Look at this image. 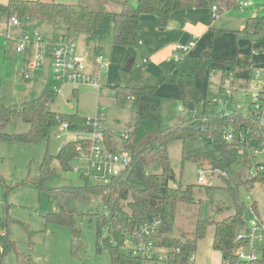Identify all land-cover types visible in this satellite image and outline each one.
<instances>
[{
  "label": "rangeland",
  "instance_id": "1",
  "mask_svg": "<svg viewBox=\"0 0 264 264\" xmlns=\"http://www.w3.org/2000/svg\"><path fill=\"white\" fill-rule=\"evenodd\" d=\"M54 1L86 3L95 10L96 14L104 11L107 2V0ZM246 1L249 6L237 5L218 14L214 19L215 21L219 20L218 22L223 24L225 29L227 28L226 30L229 32L226 31V33H229V36H225L223 39H220V36L217 39H209L207 48L197 53L200 56L207 53L206 58L211 60L210 70L197 72L195 77V86L200 98L198 110H203L205 114L211 115L216 110L223 109L221 103L215 104L211 102V99L214 96L223 97L227 86L231 87L233 84V78L227 74L222 80L220 64L226 61H237L238 64H244L251 57L248 44L245 47H239L237 51L235 41L239 42V39L233 38L232 34L234 30L243 28L248 15L264 13V0ZM7 22V17L0 16V103L4 105L19 104L25 100L34 99L39 96L46 85L56 84L52 78L51 70L45 65H42L40 70L29 68L28 65L34 56L32 45L25 43L20 53L15 50L16 38L21 36L22 30L28 34L36 30L45 41L66 32L61 19L55 25L30 18L20 19V26H14ZM4 36H8V39L3 44ZM74 37L79 41V44L81 43L83 46L87 44V52L91 51L92 46L88 45L90 42L86 43L85 41L84 43L83 36L76 35ZM94 55L91 61L93 66L96 62ZM131 59L128 57L125 61L120 60L117 65L115 64L119 74L118 81H115V76H108V70L103 69L96 79V84L90 82L58 83L60 92L54 94L52 100L48 102L50 110L75 116L77 129L72 132H82L86 118H93L101 113V127L110 133L113 142L112 150L127 159L129 152L124 147V135L128 132L126 125L131 119L133 100L128 99L116 103L111 86L114 84L126 85L123 83V78H127L131 73L127 70ZM133 59L135 63H139L142 60L140 52L136 53ZM172 59L171 62H175L174 57ZM18 70L21 73L28 72L29 77H18ZM112 78H114V83L111 84L110 79ZM154 86H159V84L156 83ZM74 89L76 90L75 94H73ZM157 93L156 96H142L139 99L138 114L145 117L159 115L164 126L176 124L193 116V112L188 111L179 99L178 84H162V90ZM233 100L242 104L247 103V98L240 94H234ZM28 127V123L16 118L2 126L0 132L21 133L25 132ZM56 133H60L61 137L57 138ZM70 138L72 135L59 125L50 132L47 138L35 143L0 139V217H5L6 230L15 245V250L1 254L0 264H21L17 262L16 252L29 257L31 264H111L109 250L102 247L99 251L97 248L98 221L94 216L89 215L91 211H104V205L99 195L90 194L85 199L70 198L69 204L76 211L75 226L79 230V240L74 251H71L69 228L45 218L46 214L52 212L56 205L55 199L50 196L51 189L85 185V178L81 174L88 171L89 165L84 158L76 157L70 163L71 170H63L57 160L53 159L48 168L54 173L49 176H42L41 173L44 157L47 154L55 155ZM182 144L181 140H171L167 145V152L169 165L174 175L170 185L191 186L194 202L177 205L172 231L177 237L187 238L192 236L197 218L219 221L233 214L235 207L233 197L229 189L226 188L225 179L218 174V171L213 172L205 161L183 160ZM202 144V139L197 138L193 141L192 146L200 147ZM104 148H107L106 145ZM258 161L264 162V157L257 156L247 159V157L239 156L238 161L230 165L227 173H224L223 176L238 182V174L242 171L246 176L249 168ZM199 169L205 171L203 181H198ZM147 172L157 177L161 174V168L156 163H150L147 166ZM108 180L109 177L97 179L89 177L90 184H103ZM62 193L57 192V194ZM237 197L239 202L246 206L251 200H255L257 208L264 210V179L256 182L250 189L239 185ZM243 218L245 220L249 218L246 208L243 210ZM213 230V225L206 228L205 235L197 240L193 256L184 264H222L221 253L212 248ZM100 233L102 239L106 237L107 228L101 226ZM166 252L165 246H156L153 251V260L147 264H167L165 262ZM258 253L260 254V251Z\"/></svg>",
  "mask_w": 264,
  "mask_h": 264
},
{
  "label": "trees",
  "instance_id": "2",
  "mask_svg": "<svg viewBox=\"0 0 264 264\" xmlns=\"http://www.w3.org/2000/svg\"><path fill=\"white\" fill-rule=\"evenodd\" d=\"M243 0H136L135 3L125 2L120 11L113 13L112 38L117 45L136 47L138 38V19L141 14H153L158 19V25L164 27L170 14L182 8H210L215 4L218 7L217 15L229 10ZM95 11L88 5L80 2H58L54 0H8L0 3V16L7 20L16 15L18 19L30 18L48 22L55 25L61 19L66 32L63 35L73 37L79 51V42L74 36H83L87 42L101 40L102 33L92 30ZM223 29L213 28V36L221 35ZM236 39L243 38L252 48L253 43L260 44L264 40V15L249 16L243 28L234 30ZM238 44V40L236 41ZM237 46V45H236ZM99 52H96V55ZM234 63H225L222 68V80L229 72L243 74V71L234 70ZM211 60L199 58L188 53H182L175 60L172 68L165 70L162 83H176L180 89L179 99L187 107L192 101L195 110L189 116L176 124L164 126L159 115L145 117L138 114L137 105L142 96H156V86H128L114 84L111 86L113 98L116 103L128 99L133 100L131 119L127 123L124 147L129 152V165L122 169L120 174L109 177L103 184H90L85 177V185L81 187H60L50 191L55 199L53 211L46 214V220L66 225L70 230L71 251H74L78 242L79 230L75 226L76 211L70 206L71 197L88 198L90 194L101 197L104 211H91L97 221V248L109 250L111 264H143V260L132 255L123 248L124 231L144 223L151 218H159L161 227L156 235V246L167 248L165 262L167 264H184L195 251L197 240L205 235L206 228L213 225L212 248L221 253L222 260L229 264H264L258 259L252 262L238 260L234 254L236 243L233 236L236 230L244 225L243 210L245 204L240 203L237 197L239 185L250 189L254 184L264 179V171L257 172L255 176H244L242 171L238 174V182L227 176V169L238 161V157L249 158L252 147L264 145V131L258 125L254 115L243 114L230 108L227 114L223 110H216L214 114H205L199 111L200 98L195 86L196 73L209 71ZM235 76V75H234ZM234 78V77H233ZM53 85V84H52ZM52 85H46L38 97L25 100L19 104L4 105L0 103V128L13 119L20 118L29 124L28 129L21 133L0 132V139L35 143L45 139L50 132L63 122L68 124L70 134L77 129L75 116L52 111L48 108L49 100L55 93ZM76 90L74 89L73 94ZM57 94V93H56ZM203 109V108H202ZM199 119V121H197ZM230 127L236 133L233 141L224 140L221 129ZM106 147L113 148V142L107 130H104ZM242 132L244 139H239ZM202 139V146L193 147L195 139ZM182 141V158L207 162L213 171H218L229 189L234 202L235 212L222 220L210 221L196 219L191 237L180 238L173 231L174 215L179 203H193L191 186H172L170 181L174 178L172 168L168 161L167 145L171 140ZM76 144L88 149L85 139L72 138L59 148L55 155L47 154L41 164L42 176L54 173L49 164L56 159L63 170H71L70 163L78 157ZM244 149L240 155L239 149ZM245 160V158H244ZM156 163L161 168V174L156 176L147 172V166ZM258 164L255 163V166ZM82 177H84L81 174ZM1 179V177H0ZM57 192H63L57 194ZM4 207L5 203H4ZM100 224L107 228V236L102 239ZM15 250L14 242L6 230L5 217H0V256L6 251ZM1 258V257H0ZM17 262L31 264L30 258L16 252Z\"/></svg>",
  "mask_w": 264,
  "mask_h": 264
},
{
  "label": "built area",
  "instance_id": "3",
  "mask_svg": "<svg viewBox=\"0 0 264 264\" xmlns=\"http://www.w3.org/2000/svg\"><path fill=\"white\" fill-rule=\"evenodd\" d=\"M247 4L246 0L239 2L240 6H246ZM210 9L212 16L216 17L217 5H211ZM7 21L8 24L14 26L21 25L20 19L16 16H11ZM4 38L6 42L8 36H4ZM25 43L35 47V56L29 63V68L39 70L42 65L50 64L52 78L56 82L51 86L53 93L60 92L58 83L90 82L96 84V79L86 70L88 60L85 59L83 54L78 53L77 44L73 37L61 35L45 41L36 30L31 31L29 34L22 30L21 36L16 38L15 50L21 52ZM192 45L191 42L176 44L174 59H179L182 53H188ZM249 50L251 57L241 69L243 74H238V72H235V74L228 73L229 76L234 77L232 86H227L223 97H212L211 102L221 103L223 109L220 110H223L225 114L232 108L243 114L254 115L258 125L264 131V40L260 44L253 43L252 48H249ZM95 61L99 69H105L109 65V62L101 53L96 55ZM23 74L25 78L29 76L27 72ZM234 94L244 95L247 98V103L242 104L233 100ZM101 122V113L93 118L87 117L83 131L72 133V139H85L88 144L87 150L83 149L81 144L75 146L78 157L86 159L89 165L88 171L82 173L83 178L87 177L89 179L90 176L95 179L111 177L120 174L122 169L127 168L129 165V158L118 155L109 148H104L106 144ZM60 126L66 129L67 133H70L67 123L63 122ZM221 133L226 141H233L236 137V133L230 127H223ZM238 136L241 141L244 139L242 132H239ZM56 137L60 138L61 134L56 133ZM239 153L243 155L244 149L240 148ZM257 156L264 157V145L250 149L249 157L253 159ZM256 163L257 166L254 163L249 168L248 175L255 176L258 171H264V162L258 161ZM204 173L203 169L198 170V181L204 180ZM245 208L249 218L234 233L233 241L236 243L234 254L241 261L252 262L258 259L264 261V210L257 208L255 200H251ZM160 227L161 220L151 218L140 225L125 230L123 248L130 251L132 255L141 258L143 263L151 262L156 247V235ZM222 264L229 263L227 260H222Z\"/></svg>",
  "mask_w": 264,
  "mask_h": 264
},
{
  "label": "crops",
  "instance_id": "4",
  "mask_svg": "<svg viewBox=\"0 0 264 264\" xmlns=\"http://www.w3.org/2000/svg\"><path fill=\"white\" fill-rule=\"evenodd\" d=\"M7 1L8 0H0V3H6ZM125 2L135 3L136 0H107V2L105 3L106 8H104V11L97 12V14L95 13L92 22V30L102 33L101 40L97 42H88V45L92 46V49L89 52H87V44L84 46L81 43L79 44V51L82 52L85 59L88 60L86 70L90 72V75H92L94 79H97L100 72L103 70L98 68L96 62H94L95 66L91 64L94 54V56L96 57V52L101 53L109 62L108 67L104 70H108V76H115V81H118L117 79H119V74L117 72L116 66L117 63H119L118 61H125L128 57H131L132 59L130 60V63L127 67V70L131 73L127 78H123V83L128 86H154V84L157 83L159 84V86L156 87L157 91H159L162 90V84H168L162 83L161 81L165 70L172 68L175 63L171 62V60H173L172 57H174V53L176 52V44H188L191 42L193 43V45L190 47L189 54L197 56L199 58H206L205 56L197 55V53L198 51L207 48L209 39H217V37L219 36L220 39H223L225 36H229V33H226V31H228L226 30L227 28L225 29L223 24H220L218 22L219 20H214L217 18V16H212L210 8H182L175 10L170 14L168 22L164 27H160L158 25V19L155 15L141 14L138 19L137 27L139 38L138 45L134 48L129 46L117 45L113 42L112 38L113 13L120 11ZM86 5L90 7L89 4ZM247 6H249V3L243 7ZM253 15H264V13H253L251 15H248L247 17ZM213 28L223 29L224 32L221 35L213 36ZM63 34L64 33L62 32L61 35ZM232 35L233 38L236 39L234 34ZM82 40L85 43L86 39ZM239 42V44L235 43V45H237V51L239 47H245L247 45L246 41L243 40V38H239ZM2 43H6L5 38H3ZM139 52L142 55V60H140L139 63H135L133 57L136 53ZM34 56L32 60L34 59ZM236 62L237 61H233V63L235 64L234 70L238 71L241 70L248 61L244 64H238ZM225 63L229 62L226 61ZM225 63L220 64L221 69L223 68ZM44 65L51 70L49 63ZM17 74L20 78L24 77V74L19 70L17 71ZM114 78L110 79L111 84L114 83ZM146 117H151V115Z\"/></svg>",
  "mask_w": 264,
  "mask_h": 264
},
{
  "label": "water",
  "instance_id": "5",
  "mask_svg": "<svg viewBox=\"0 0 264 264\" xmlns=\"http://www.w3.org/2000/svg\"><path fill=\"white\" fill-rule=\"evenodd\" d=\"M204 56L206 57V56H208V54L207 53H204ZM187 109L190 112H193L195 110L194 103L192 101H189L187 103Z\"/></svg>",
  "mask_w": 264,
  "mask_h": 264
}]
</instances>
